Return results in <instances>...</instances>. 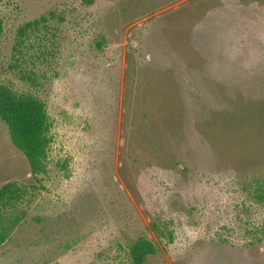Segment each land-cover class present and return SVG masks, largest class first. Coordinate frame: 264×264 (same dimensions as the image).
Listing matches in <instances>:
<instances>
[{"label": "rangeland", "instance_id": "1", "mask_svg": "<svg viewBox=\"0 0 264 264\" xmlns=\"http://www.w3.org/2000/svg\"><path fill=\"white\" fill-rule=\"evenodd\" d=\"M0 82L45 103L0 264H264V0H0Z\"/></svg>", "mask_w": 264, "mask_h": 264}, {"label": "trees", "instance_id": "2", "mask_svg": "<svg viewBox=\"0 0 264 264\" xmlns=\"http://www.w3.org/2000/svg\"><path fill=\"white\" fill-rule=\"evenodd\" d=\"M3 32L4 21L0 16V37ZM0 119L8 127L12 144L29 162L32 175L37 177L46 174L52 138L50 117L45 103L29 93H19L0 82ZM24 194L25 191L16 183H8L0 190V245L10 238L21 221L18 214L8 216L6 211L16 207ZM261 232L264 235V226ZM155 252L153 244L144 239L138 240L130 251L134 264H143Z\"/></svg>", "mask_w": 264, "mask_h": 264}]
</instances>
